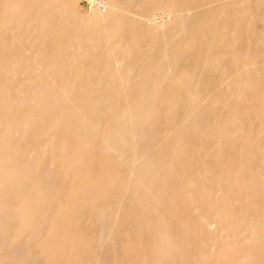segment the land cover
<instances>
[{
	"label": "bare ground",
	"instance_id": "1",
	"mask_svg": "<svg viewBox=\"0 0 264 264\" xmlns=\"http://www.w3.org/2000/svg\"><path fill=\"white\" fill-rule=\"evenodd\" d=\"M2 2L0 1V263L10 256L11 260H18L19 264H25L27 258L41 260L40 264H99V256L86 258V255H82L88 250L87 237L75 226L79 222L74 224V219L79 221L80 217L77 219V215L89 210L91 223L100 221L106 225L110 218L111 201L116 196L113 193L118 186L114 177L92 179L84 172L87 161L85 162L80 152L71 150L65 142L59 154L50 152L52 154L47 172L49 181L44 180L43 176L39 179L27 177L29 165L25 164L24 159L18 158L22 156L18 154V146L22 143L14 146L11 139H24L25 133L34 128V116L28 107H31V100L37 101L40 98L44 99L43 102L46 100L56 105L67 104L76 111L85 109L80 114L81 120L84 123L97 122L95 126L107 149L118 161L126 160V156L131 153V167L124 183L121 178L123 175L117 180L121 178L123 184L119 187L125 192L139 191L132 193L126 208H121L124 207L123 204L117 203V209L112 212L115 216L112 221L122 211L127 219L125 221L141 230L134 232L140 236L138 235L137 242L133 240L134 243H131L134 246L138 243L143 249V252L140 251L141 256H138L140 253L136 254V257H140L137 264H264V246L258 256H253L243 253L236 243L238 238L248 233L250 237L264 242V187L256 183L255 178H248L241 167L234 169L229 163L230 159L224 161L223 156L219 157L221 162L217 160L218 166H214L215 168H201L195 173L193 167L182 158L192 148H203L205 143L185 145L177 125L165 127V121L160 120L162 108L172 103L174 96L163 93L162 89L155 87L156 89H152L155 91H151L150 88L156 85L159 77L171 79L178 74L176 66L182 50L177 48L180 44H190L199 29L209 31L201 24L199 12L191 9L174 10L165 2L162 7L170 15V21L156 25V29L149 30V37H146L140 28L143 24L141 19L128 20L129 7L135 3L136 6L147 9L146 15L150 18L154 15L155 6L159 7L161 4L157 0H108L104 9L94 8L87 14L77 12L74 6L65 12V3L59 0H50L49 5H43V10H37L33 3L24 0ZM70 32L71 35L53 49L43 43L54 34L61 37ZM158 39H162L163 46L156 54ZM49 45L52 47V44ZM93 49L102 50L107 58L112 59L111 64L105 68H95L93 63L86 66L83 53ZM62 53H71L74 63L65 65L55 61L54 56ZM185 74L187 75V71H182L172 80L182 82L181 76ZM233 81L236 82L234 94L239 99L252 97V100L264 102V97L260 98L253 93L258 89L254 84L256 80ZM198 101L202 104L203 98L200 97ZM14 105L18 108L14 109ZM173 108L171 107V112ZM41 109L46 111L47 108L41 106ZM233 118L235 117H226L225 125H220L216 136L220 140L236 135L235 130L227 128ZM213 119L214 122L218 120L217 117ZM54 120L53 123L57 126L59 122ZM191 120L190 116H186L180 124L186 127ZM51 123L45 126V137L48 138L45 147L51 146L53 137L50 136L55 127ZM194 132L198 133L199 130ZM41 139L40 137L38 140ZM38 140L35 139L36 142ZM147 140L152 143L141 146ZM216 145L219 150L221 142L214 144ZM84 146L85 151L91 148L89 145L87 148L86 143ZM25 147L27 150V146ZM34 148L23 152L34 158L38 156L39 150L36 149L39 147L36 145ZM164 150L167 151L166 156L162 154ZM90 153L93 155V152ZM34 159L30 160L34 162L36 158ZM57 168H60L64 184H59L60 176L55 177L60 180L56 181L58 184L50 183ZM176 192L188 208L185 217H182L183 213L179 215L182 204L179 206L180 210L174 206L177 207V213L172 210L174 207L170 209L165 204L177 197L173 196ZM123 193L122 198L126 200L123 197L126 193ZM45 195L50 196L48 200L43 198ZM175 218L179 227L185 228L182 233L173 229L171 220ZM191 224L202 225L201 231L208 233V238L200 249H192L195 246L189 240L190 235L186 236ZM129 229L133 230H125L129 233ZM119 230L120 226L115 232ZM194 231L195 234L200 233V229ZM111 232L112 230L106 235L105 231H101L100 244L112 239ZM247 244L250 245V242ZM129 257L130 254L125 259L121 258L130 261Z\"/></svg>",
	"mask_w": 264,
	"mask_h": 264
},
{
	"label": "rangeland",
	"instance_id": "2",
	"mask_svg": "<svg viewBox=\"0 0 264 264\" xmlns=\"http://www.w3.org/2000/svg\"><path fill=\"white\" fill-rule=\"evenodd\" d=\"M0 1L4 2V0H0ZM24 1L33 3L37 10H40L42 9V7L50 4V0H39V1L24 0ZM59 2L65 3V7H64L65 12H67V10L70 7L74 6L76 11L81 14L91 13L90 9L86 6L85 3L82 2V0H74V1L59 0ZM157 2L158 4L161 2V4L159 7L155 6L154 8L155 10L153 12L154 15L150 18H148L146 15L147 9L138 7V5L136 6L135 3L129 7L130 12L127 14L128 20L133 21L136 18L141 19L143 24L140 26V28L142 32L146 34V37H149V33H148L149 30L156 29V25L170 21L171 19L170 15L164 12L165 9L162 7L163 3L165 2H167V4L174 10L191 9L196 13L199 12L200 14L199 20L201 21V24L203 26H206L207 30H209L207 32H204L201 29H199L196 36L194 37V39H192V42L190 44L182 43L179 45L177 50L179 51L182 50V53L180 52V54L178 55V64L176 66V70L178 74L173 75L171 79L170 78L165 79L159 77V80L156 82V85L154 84L150 87L151 91H155L152 89H156V88L162 89L164 90L163 93L174 96L173 97L174 101L172 100L171 101L172 103L168 104L171 105V107H174L173 111L171 112L170 110L171 107H169L168 105H165L162 108L160 120L165 121L164 126L175 127L177 125L178 131L181 132V138L184 140L183 142L185 145H189V144L194 145L197 142L205 143L203 148L200 147L195 149L192 148L188 152L189 154L184 156L182 160H184L186 164H190L194 169L193 171L196 173V171L201 168H210L211 166L212 168H215L214 166H218L217 163L219 161L221 162V159L219 157L223 156L224 161H228V159H230L229 163L233 165L234 169L235 168L237 169V167H241L242 172L247 173L246 176L248 178L250 177L255 178L256 183H260V185L264 187V179H263L264 178V163H263L264 162V152H263L264 151V112H262V110H264V102L259 99L252 100V97L244 98V100L239 99L237 94H234L236 88V82L233 81L234 79H236L237 81L239 80L241 82H249V80L252 79L256 80L254 84L258 87V89L256 88L257 90L254 91L253 93L258 95L260 98L264 97V0H171V1L157 0ZM151 9L152 7L149 10ZM201 14H203V16ZM208 14L211 15L209 16ZM203 32L205 35H203ZM70 35L71 32L61 37L54 34L46 39V41L48 42L45 41L43 43L45 46L47 45L48 48L53 49L54 46L58 45L60 41L64 42L67 39V37H69ZM49 44H52L51 45L52 47H50ZM156 45H157L156 54H158L159 49L163 46L162 39H158ZM83 54L85 55L84 63H86V66H89L90 63H93L95 68H99V67L105 68L107 67V65H110L112 62V59L107 58L102 50H94V49L88 50ZM54 59L60 64L71 65L74 63V57H72L71 53H66V54L62 53L56 55L54 56ZM182 71L183 72L187 71V75L185 74L184 76H181L182 82H174L173 81L174 77L179 76V73ZM247 73L249 75H246ZM231 76H233V79L231 78ZM194 89L196 91H194ZM193 93L195 94V96ZM249 93L251 94L250 91ZM200 97L203 98L202 104H200L198 101ZM43 101L44 99L40 100V98L37 101L31 100L30 102L31 107H28V110L31 111V114H33L34 116L33 119L34 128L31 129V131L25 133L24 139L22 137L20 139L14 138L18 142L13 138L11 139L14 146H17L20 143H22L20 144V146H18V148L20 149L18 154L19 155L21 154L22 156H18V158H21L22 160L24 159L25 164L27 163V166L29 165L27 167L29 170L27 173V177H29V179H33V178L39 179L43 176L44 180L49 181L47 172L50 166L49 163H50L51 154L52 153L59 154L60 148L64 142L70 146L71 150L74 151L77 150L76 151L77 153L78 152L81 153L82 158L85 160V162L87 161L86 162L87 167L85 168L84 172H86L90 177H92V179L102 180L106 176L107 177L112 176V178L114 177L117 184L116 186L118 187L115 188V191L113 193V195L116 196L112 199L110 204L109 209L111 212L108 215V217L110 218H108L107 224L103 225L100 221H95L91 223L89 219L90 218L89 210H86L84 214L81 213L80 216L77 215L76 218L77 219H79V217L80 219L82 218L81 221L80 219L79 221L78 220L76 221V219H74V224H77L78 222L80 223V224L78 223L75 226L79 228L80 231H82L87 237L88 250L86 251V253L83 252L82 255L83 254L86 255V256L83 255L86 258L88 257L98 258L99 256L100 259L99 264H119V263L124 264V262L127 260L126 259L124 261V259L126 258V256L128 257V255L130 254L129 259L131 260L130 261L128 260L129 264L139 263L140 257L138 256H141V252H143V249L139 246L138 243H135L136 246H134L131 243L133 242V240L134 242L138 241V237L140 235L134 232H138V230L139 231L141 230L139 228H135L133 224L132 226L129 223V221L128 222L125 221L126 216L124 218L122 211L120 212L119 217L115 218L114 221H112L113 218L115 217L114 213L112 212H115V209H117L118 207L117 203H122L123 204L122 206L124 207L121 208H126V206H128V201L132 193L139 191V190H135L134 192V190H132V193L131 191L128 193V191L125 192L122 187H119L124 183V179L128 173V169L129 167H131L130 166L131 153H129L126 156L127 157L125 158L126 160L118 161L117 157L114 154L110 153L109 150L107 149L101 135L99 134L95 126L97 122L90 121L88 123H84L81 120L80 114L84 113L85 109H79L76 111L73 110L67 104L60 103L56 105L53 102H50L51 103L50 104L46 100L45 102ZM191 101L193 104H191ZM236 103L238 105H235ZM41 106L42 108L43 106L46 107L47 108L46 111H43V109H41ZM236 107H238L239 109ZM259 107H261V109ZM17 108L18 106L14 105V109ZM225 109L227 111H225ZM186 116L187 117L190 116L192 118V120L187 123L186 125L187 128L183 127L180 124L181 120ZM214 117H217L218 120L216 121L218 123L214 122L215 120L213 119ZM226 117H230V118L235 117L233 118L234 120L232 119L233 121L229 123L227 128L235 130L236 135H230L225 138L223 137L220 140L216 136H218V130L220 125H225L224 119ZM253 118H255L254 119L255 121L253 120ZM54 119L58 120L59 122V124L57 125L58 127L54 125L53 123ZM60 119L63 120L61 121ZM259 121L261 124L259 123ZM37 122H39L38 125ZM51 122L55 126L53 127L54 132H52L50 136L51 138L52 137L53 138L51 140V146L45 147L48 141V138L45 137L46 136L45 126L50 124ZM260 126L262 128H260ZM59 127H61V129ZM258 128H260V130ZM187 129L189 130V132H187ZM195 130L196 131L199 130L200 133L199 132L195 133L194 132ZM257 130L259 131L257 132ZM41 132L43 133L41 134ZM56 132H58L57 135H55ZM34 136L36 141L40 139V137L42 139L36 142L35 139H33ZM70 137L71 138L73 137L74 139L73 138L71 139ZM82 137H84L83 138L84 140L82 139ZM80 140L83 145L79 143ZM84 141L87 144V148L88 145L89 147H91L90 149L86 148L87 149L86 151L85 148H83V146L85 145ZM219 141L221 142V147L219 148V150H217V145L214 146V144ZM16 142L17 144L15 145ZM26 142H28V144H23ZM31 142L33 143V145ZM39 142L42 143L39 144ZM151 143L152 141L150 140L143 141L141 146H147L150 145ZM36 145L37 147H39V149L37 148L36 150L39 151L37 154L38 156L34 157L36 158V161H34L35 162L34 163L33 161H31L34 158L33 157L31 158V156L30 157L27 156L26 153L24 152L28 151V149L31 147L32 148L36 147ZM25 146H27V150L25 149L26 148ZM90 152H93L94 157ZM23 153L26 156H24ZM213 153L214 155H212ZM162 154L166 156L167 151L166 150L162 151ZM97 155L100 156L98 157ZM115 165L118 166L115 167ZM92 167L94 172L92 171ZM37 168H39V170ZM59 169L60 168H57L55 174L51 176L52 178L50 179L51 180L50 183L52 184L57 183L60 182V180L61 183L59 184L63 183V179L59 173L60 171ZM37 170L39 171V173ZM249 172H251V175L249 174ZM117 175L119 176L116 178L115 176ZM120 175H123L121 176V178L123 179V183L121 178L120 180H117L119 179ZM55 177H59L60 180L59 178L55 179ZM168 188H170V186H168ZM123 192L126 194H124ZM122 193L124 194L123 197H126V200L122 198L121 195ZM174 195L177 197L176 198L173 197V199L170 201L171 203L169 201H166L165 204L170 209H172V207H174L175 205L179 207L182 204V206H180L181 208L183 207L182 209L180 207L179 208L174 207L172 210H175L177 213L178 211L175 208L179 210L181 209L179 215L183 213L182 215L184 216L182 217H185L186 209L188 208H186L184 201L182 202L183 198L179 196V193L177 194L176 192V194L174 193L173 196ZM49 197H47V195L43 196V198L47 200L49 199ZM176 200L179 202H177ZM258 203H260V201ZM170 213H172V211H170ZM175 219L171 220L173 224L172 225L173 229L174 230L176 229L178 233H182L185 228L179 227L178 225L179 223H176L177 219L176 220ZM119 223L121 224L123 223V225L121 224L119 225ZM118 225L120 226V230L118 232H115L116 229H118L119 227ZM124 226H127L128 228H131L133 230L129 229L131 232L129 231L128 233L127 232L128 228ZM201 227L195 226V224H193L192 226L191 224L189 228L190 232L189 233L186 232L187 233L186 236L189 237L190 235L189 240L192 243V245L195 246L192 247V249H196V248L200 249V247L203 246V243L208 238V233L206 231H201L202 229ZM192 229L193 231L194 229H200V233H199L200 235L195 234V231L193 232ZM110 230H112L111 232L113 236L112 239L109 241H105L104 244H100L99 240L100 237L102 236V233L105 231L106 232L105 234L108 235ZM130 233L132 234L131 235L132 237L130 236ZM133 233L135 235H133ZM90 234L93 236V239ZM129 236L131 240L128 239ZM250 236H251L250 233L246 235H242L240 237L241 239L238 238L236 243L238 244L239 249L243 253L251 254L253 256H258L260 252L263 251L262 247L264 246V242L263 241L261 242L260 240H256L255 238ZM122 239L126 241L124 240L122 241ZM245 239L247 241H245ZM248 241L250 242L251 246L247 244L249 243ZM89 242L91 243L89 244ZM252 242L254 243V245ZM127 243H129L128 246H130L131 248L127 246ZM130 244L133 245V247ZM120 248L122 249L120 250ZM134 248L137 251L134 250ZM130 249H132V251ZM136 254L139 255L136 257ZM123 255L125 257H123ZM132 255H134V257ZM121 257L124 259H122ZM39 261L32 260L31 258H27L25 260V264H40L41 262L39 263ZM128 261H126L125 264H128ZM0 264H19V261L11 260L9 256L8 258L5 259V261L1 262ZM178 264H180V262Z\"/></svg>",
	"mask_w": 264,
	"mask_h": 264
},
{
	"label": "built area",
	"instance_id": "3",
	"mask_svg": "<svg viewBox=\"0 0 264 264\" xmlns=\"http://www.w3.org/2000/svg\"><path fill=\"white\" fill-rule=\"evenodd\" d=\"M107 1L108 0H82L90 10L94 8L104 9Z\"/></svg>",
	"mask_w": 264,
	"mask_h": 264
}]
</instances>
